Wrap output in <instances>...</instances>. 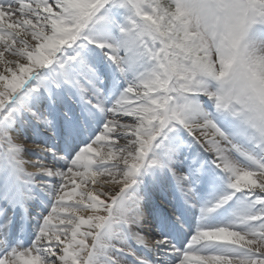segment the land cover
Masks as SVG:
<instances>
[{
  "label": "snow or ice",
  "instance_id": "obj_1",
  "mask_svg": "<svg viewBox=\"0 0 264 264\" xmlns=\"http://www.w3.org/2000/svg\"><path fill=\"white\" fill-rule=\"evenodd\" d=\"M0 264H264V0H0Z\"/></svg>",
  "mask_w": 264,
  "mask_h": 264
}]
</instances>
